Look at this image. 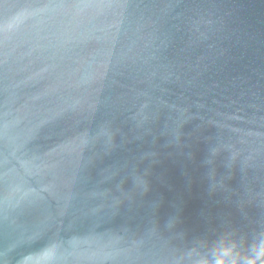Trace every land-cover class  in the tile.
<instances>
[{"label": "water", "instance_id": "95a60500", "mask_svg": "<svg viewBox=\"0 0 264 264\" xmlns=\"http://www.w3.org/2000/svg\"><path fill=\"white\" fill-rule=\"evenodd\" d=\"M0 264H264V0H0Z\"/></svg>", "mask_w": 264, "mask_h": 264}]
</instances>
